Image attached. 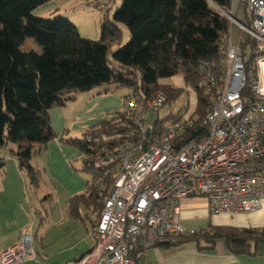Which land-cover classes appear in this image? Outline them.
Listing matches in <instances>:
<instances>
[{"label": "trees", "instance_id": "1", "mask_svg": "<svg viewBox=\"0 0 264 264\" xmlns=\"http://www.w3.org/2000/svg\"><path fill=\"white\" fill-rule=\"evenodd\" d=\"M47 1L0 0V150L10 143L16 145L10 152L30 187L36 189L40 179L31 159L56 137L48 110L63 106L77 93L100 87V93H109L133 86L147 96L162 92L164 106L185 90L160 80L181 73L186 85L196 89L193 115L199 116L195 123H200L206 98L197 89V67L202 60L217 57L221 35L230 24L212 3L229 12L232 0H122L110 18L107 15L100 21L96 40L81 37L77 26L59 14L52 18L34 16L32 11ZM119 24L130 34L124 44ZM33 37L41 53L23 49L25 40ZM116 113V117L89 126L80 138L62 139L79 149V171L89 176L87 193L69 200L73 217H79L80 205L100 216L106 194L103 187L111 183L116 166L101 164L99 158L103 151L129 138L134 128L130 117ZM175 116L156 118L155 123ZM3 166L1 158L0 169ZM183 239L203 241L205 245L199 248L208 250L222 240L233 255L253 254V245L264 243V227L209 224L207 230Z\"/></svg>", "mask_w": 264, "mask_h": 264}, {"label": "built area", "instance_id": "2", "mask_svg": "<svg viewBox=\"0 0 264 264\" xmlns=\"http://www.w3.org/2000/svg\"><path fill=\"white\" fill-rule=\"evenodd\" d=\"M112 7L114 0H88ZM238 1L243 22L212 5L241 29L230 28L216 58L202 60L197 89L206 98L204 117L176 115L162 123L149 114L163 107L162 92L149 96L129 86L120 112L130 117L129 138L103 151L99 163H115L93 230L94 244L64 264H142L145 251L198 233L181 223L180 203L205 197L210 215L248 213L264 199V0ZM230 27V26H229ZM196 134V135H195ZM195 135V136H194ZM192 137V138H191ZM36 259L33 233L0 253V264Z\"/></svg>", "mask_w": 264, "mask_h": 264}, {"label": "crops", "instance_id": "3", "mask_svg": "<svg viewBox=\"0 0 264 264\" xmlns=\"http://www.w3.org/2000/svg\"><path fill=\"white\" fill-rule=\"evenodd\" d=\"M236 7L240 10V3L232 1L231 9L235 10ZM57 9L59 6H55L54 11ZM93 92L86 95V102L78 108L76 94L63 106L48 110L49 118L56 120L50 122L57 133L72 123V127L81 134L89 126L111 118L121 110L126 92ZM9 146L10 149L0 150V159L4 160V166L0 169V253L13 245L27 227L33 233L36 259L22 264H64L91 249L94 244L93 230L99 216L83 205L79 206V217L71 216L68 209L72 196L87 193L89 176L79 171L81 165L76 168L69 162L73 156L82 154L76 153L74 147L61 143L58 138L47 142L44 151L37 157L39 164L33 165L40 171L39 185L33 189L10 152L16 145L10 143ZM35 200L38 204L33 203ZM188 200L185 198L180 203V217L182 225L190 231L196 230L194 221L204 225L199 231L207 230L209 224L252 229L264 227V199L261 208L253 212L214 215L208 213L207 206L192 211L182 210L184 204L190 205ZM185 236L177 237L172 243L148 248L141 263L264 264V243L253 245V254L233 255L227 251L222 240L216 241L214 249L208 250L199 248L205 242L183 239Z\"/></svg>", "mask_w": 264, "mask_h": 264}, {"label": "rangeland", "instance_id": "4", "mask_svg": "<svg viewBox=\"0 0 264 264\" xmlns=\"http://www.w3.org/2000/svg\"><path fill=\"white\" fill-rule=\"evenodd\" d=\"M83 1L84 3H82ZM122 0H114V5L112 7L109 6H95L93 2H89L88 0H49L42 5L37 6L33 11L32 14L37 17L41 18H52L55 15L59 14L67 19H69L71 22H73L78 29V32L81 37L85 39H91V40H96L99 38L100 35V21L102 20L103 17H106L108 14V17L110 18L112 12L118 8L121 4ZM59 6V9L54 11L55 6ZM74 9V10H73ZM236 20L243 22V11L239 7H236L235 10L230 9L229 11ZM230 32H231V37H232V43L234 45H239L240 44V38H241V29L235 24V23H230L229 24ZM119 27L122 30V37H121V44L126 43L129 38L130 34L128 29L122 25L119 24ZM23 49L24 50H33L37 53H41V48L35 43L34 37L33 38H27L23 44ZM161 83H168L171 84L175 87L182 88L185 91L183 94L175 101H169L167 102L160 110L157 112H152L149 114V121L153 122L155 121L156 118L162 119L163 117L171 114V115H181L184 117H190L191 115L194 114L195 109H196V89L195 87L191 85H186L183 75L181 73H177L176 75L161 79ZM102 87L100 88H95L93 90L77 93V108L80 107L81 105H84V102H86V95L88 93H94L93 91L101 90ZM127 87H120L115 90L118 93H127ZM126 95V94H125ZM117 113L114 114L112 117H116ZM196 117H199L198 115L195 114ZM50 121L56 122V120H52L49 118ZM54 119V118H53ZM70 120V118L68 119ZM202 120V119H201ZM51 123V124H52ZM54 130V129H53ZM61 132H55L56 137L61 143H64L62 139H66L68 137L72 138H80V135L77 131L76 128L72 127V123L70 125L65 126L61 129ZM54 138V139H55ZM53 140V139H52ZM66 144V143H64ZM68 146H71L67 144ZM45 145H43V150L45 149ZM74 149L77 151L76 153L80 154V151L78 148L75 146ZM11 148V146L7 147ZM40 151L34 156V159H31L32 165H37L39 164V154L42 152ZM81 158L82 156L76 157L73 156L71 159H69L70 164L73 167H79L81 165ZM107 186V185H106ZM30 196H34L33 193H30ZM34 198V197H33ZM187 202H190L189 206H184L182 207V210H191L195 208L202 209L205 206H208V202L205 197L199 196V197H191ZM33 203L38 204V202L35 200ZM103 205V201H102ZM100 212H98L99 214ZM193 226L196 228L195 231H199L204 225H202L201 222L199 221H194Z\"/></svg>", "mask_w": 264, "mask_h": 264}, {"label": "water", "instance_id": "5", "mask_svg": "<svg viewBox=\"0 0 264 264\" xmlns=\"http://www.w3.org/2000/svg\"><path fill=\"white\" fill-rule=\"evenodd\" d=\"M195 135H196V134H195ZM195 135H194V136H195ZM191 138H192V137H191Z\"/></svg>", "mask_w": 264, "mask_h": 264}]
</instances>
